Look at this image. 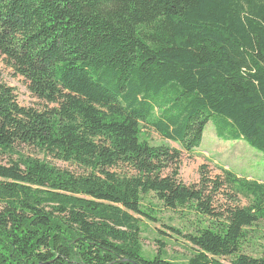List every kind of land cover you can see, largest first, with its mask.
<instances>
[{
  "label": "trees",
  "instance_id": "16d2710c",
  "mask_svg": "<svg viewBox=\"0 0 264 264\" xmlns=\"http://www.w3.org/2000/svg\"><path fill=\"white\" fill-rule=\"evenodd\" d=\"M0 61L53 106L0 81V264H264V183L179 178L211 121L264 154V0H0ZM151 196L197 216L186 263L143 254Z\"/></svg>",
  "mask_w": 264,
  "mask_h": 264
},
{
  "label": "rangeland",
  "instance_id": "374dc122",
  "mask_svg": "<svg viewBox=\"0 0 264 264\" xmlns=\"http://www.w3.org/2000/svg\"><path fill=\"white\" fill-rule=\"evenodd\" d=\"M0 75L2 83L15 89L21 106L38 110L53 107L35 98L30 92L25 79L16 76L14 71L2 61H0ZM235 133V130H222L219 134L214 122L211 121L205 129L202 145L193 154L184 152L183 148L177 143L165 141L150 129L145 130L144 134L149 136L151 143L155 146H170L183 151L179 178L187 186L199 184L200 168L202 166L207 168L211 178L221 176V170L225 168L239 177L264 183V154L251 147L244 140H232L236 136ZM18 150L28 157L44 158L42 154L33 148L21 147ZM0 158L6 163L7 159L4 156ZM53 162L61 168L71 171L77 170L68 164ZM150 200L157 208L156 218L158 221L141 218L143 254L147 257H154L162 253L169 260L186 263L192 257L193 249L169 227L190 231L195 227L197 216L182 210L178 212L168 211L161 203L153 199V196L150 197ZM218 200L222 204L228 205L223 196H220ZM245 202L243 200V205H245ZM254 230L257 234L264 233L263 226ZM247 253L256 256L259 250L250 247ZM223 262L228 264L227 261Z\"/></svg>",
  "mask_w": 264,
  "mask_h": 264
}]
</instances>
